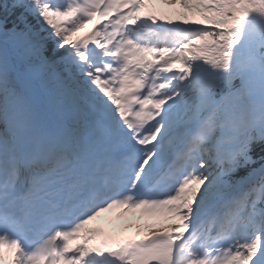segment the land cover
Wrapping results in <instances>:
<instances>
[{
  "label": "snow or ice",
  "instance_id": "1",
  "mask_svg": "<svg viewBox=\"0 0 264 264\" xmlns=\"http://www.w3.org/2000/svg\"><path fill=\"white\" fill-rule=\"evenodd\" d=\"M114 208L178 222L91 243ZM5 251L264 264V0H0Z\"/></svg>",
  "mask_w": 264,
  "mask_h": 264
},
{
  "label": "rangeland",
  "instance_id": "2",
  "mask_svg": "<svg viewBox=\"0 0 264 264\" xmlns=\"http://www.w3.org/2000/svg\"><path fill=\"white\" fill-rule=\"evenodd\" d=\"M160 10V9H159ZM159 10L157 12L159 13ZM167 19H172L173 21H179L181 18L175 15L166 17ZM88 33V32H87ZM148 216L141 217L138 211H132L129 214H126L122 219L114 222L113 225H110L111 233L115 237L116 233L119 231L125 230L129 227L135 226L137 229L143 227L145 222L148 221ZM154 223V222H153Z\"/></svg>",
  "mask_w": 264,
  "mask_h": 264
},
{
  "label": "bare ground",
  "instance_id": "3",
  "mask_svg": "<svg viewBox=\"0 0 264 264\" xmlns=\"http://www.w3.org/2000/svg\"><path fill=\"white\" fill-rule=\"evenodd\" d=\"M156 7H161V8H163L164 6L157 5ZM127 232H129V231H127ZM122 233H126V231H125V232H122ZM117 241H118V239H117Z\"/></svg>",
  "mask_w": 264,
  "mask_h": 264
}]
</instances>
